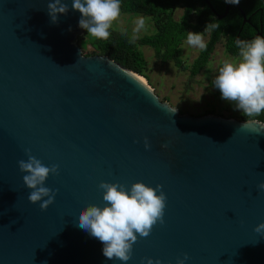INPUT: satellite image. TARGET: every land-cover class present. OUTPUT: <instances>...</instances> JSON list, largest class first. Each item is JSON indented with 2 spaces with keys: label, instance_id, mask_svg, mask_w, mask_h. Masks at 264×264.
Wrapping results in <instances>:
<instances>
[{
  "label": "water",
  "instance_id": "95a60500",
  "mask_svg": "<svg viewBox=\"0 0 264 264\" xmlns=\"http://www.w3.org/2000/svg\"><path fill=\"white\" fill-rule=\"evenodd\" d=\"M203 1L226 14L228 3L218 14ZM64 2L53 23L49 0H0V264H124L78 227L82 208L103 206L100 181L159 184L167 196L164 223L126 264H176L185 253V264H264L254 231L264 222V123L242 132L246 120L178 114L140 74L83 55L81 14ZM25 149L60 166L45 181L58 189L45 211L27 199Z\"/></svg>",
  "mask_w": 264,
  "mask_h": 264
},
{
  "label": "clouds",
  "instance_id": "9594fccd",
  "mask_svg": "<svg viewBox=\"0 0 264 264\" xmlns=\"http://www.w3.org/2000/svg\"><path fill=\"white\" fill-rule=\"evenodd\" d=\"M226 3L238 4L240 0H225ZM122 0H72V9L81 14L79 27L86 30L88 36L108 40L114 22L121 16ZM47 9L51 21L56 23L59 14H67L68 5L64 0H49ZM149 18L138 16L134 21L130 43H135L141 32H147ZM219 27L218 23L206 24L203 32L188 31L184 43L204 51L207 41L204 33ZM235 57L226 58L218 68L214 87L219 90L221 98L235 105L246 119L239 131H255L252 122L264 115V36L257 35L249 40H236ZM212 68V65H208ZM144 147L151 148L148 137H144ZM167 148L168 144L161 145ZM27 160H19L18 167L23 175L24 185L30 189L27 199L30 203H40L42 211L54 203L58 189L45 186L50 175L58 176L60 166H46L40 159L25 149ZM102 192L103 206L90 204L79 211L78 227L102 244V252L108 260L128 262L133 255V246L138 238L148 237L157 224L164 223L167 196L163 186H149L136 181L129 187L126 184L100 181L97 185ZM264 192V181L257 185ZM46 198V199H45ZM254 231L264 236V222L259 223ZM189 259L187 253L177 258L176 264H185ZM146 264H162L159 259L145 258ZM143 264V262H142Z\"/></svg>",
  "mask_w": 264,
  "mask_h": 264
},
{
  "label": "trees",
  "instance_id": "16d2710c",
  "mask_svg": "<svg viewBox=\"0 0 264 264\" xmlns=\"http://www.w3.org/2000/svg\"><path fill=\"white\" fill-rule=\"evenodd\" d=\"M212 9L221 14L224 10L225 0H207ZM181 6L182 12L178 20H174L175 6ZM121 12H137L149 16L153 22L154 31L138 38V44L149 46L156 57L162 61L171 60L177 66L181 65L179 59V43L187 30L201 32L208 23H218L219 27L208 32L207 49L198 51L196 57L189 65V76H195L204 66L207 56L217 43L219 37H224V49L235 56L236 40H249L242 38L243 32L252 34L260 30L264 36V0H240L238 4L228 3L224 17L218 19L203 0H122ZM244 15V19L242 15ZM192 18V21H190ZM244 20V21H243ZM83 36V38H82ZM84 38L86 40L84 41ZM128 36L121 31L112 29L108 40H101L87 35L83 29L79 35L81 53L86 44L92 48L90 54L106 55L119 65L143 75V57L136 49L134 43L129 42ZM243 120H246L243 117ZM256 120L264 123V116Z\"/></svg>",
  "mask_w": 264,
  "mask_h": 264
},
{
  "label": "rangeland",
  "instance_id": "374dc122",
  "mask_svg": "<svg viewBox=\"0 0 264 264\" xmlns=\"http://www.w3.org/2000/svg\"><path fill=\"white\" fill-rule=\"evenodd\" d=\"M181 12V6L176 5L173 10V19L178 20ZM138 16L149 18L148 31L141 32L139 38L153 33L154 26L151 18L137 12H121V16L114 22L113 29L121 31L130 37L134 21ZM190 21H192V18H190ZM81 31L83 32L82 28ZM188 31L190 30L185 32L179 43L180 66H177L171 60L162 61L154 55L153 50L149 46L138 44L135 41V47L143 57V75L141 76L158 100L165 102L180 115L199 117L211 114L221 118L242 121L243 116L240 111L235 109L233 103L221 98L219 90L214 87L213 83L222 61L226 58L235 57L225 51L223 46L224 37H219L212 51L207 56L203 68L195 76L190 77L188 68L199 50L191 48L184 43ZM207 37L208 32L204 33L205 40H207ZM85 40L86 38H84ZM79 42L78 34L74 37V43L79 47ZM91 51V46L86 44L82 52L84 55V53L90 54ZM209 64L212 65V68L208 67Z\"/></svg>",
  "mask_w": 264,
  "mask_h": 264
},
{
  "label": "flooded vegetation",
  "instance_id": "af4514ba",
  "mask_svg": "<svg viewBox=\"0 0 264 264\" xmlns=\"http://www.w3.org/2000/svg\"><path fill=\"white\" fill-rule=\"evenodd\" d=\"M243 33H244V36L242 38H248V39H252V38H254L257 35L263 36V33L260 30H256L252 34H247L246 32H243Z\"/></svg>",
  "mask_w": 264,
  "mask_h": 264
},
{
  "label": "bare ground",
  "instance_id": "6f19581e",
  "mask_svg": "<svg viewBox=\"0 0 264 264\" xmlns=\"http://www.w3.org/2000/svg\"><path fill=\"white\" fill-rule=\"evenodd\" d=\"M254 123H256L255 120H254ZM259 123H260V122H259Z\"/></svg>",
  "mask_w": 264,
  "mask_h": 264
}]
</instances>
